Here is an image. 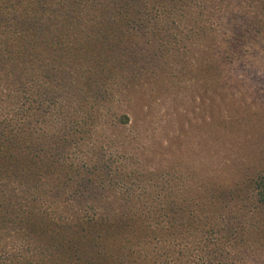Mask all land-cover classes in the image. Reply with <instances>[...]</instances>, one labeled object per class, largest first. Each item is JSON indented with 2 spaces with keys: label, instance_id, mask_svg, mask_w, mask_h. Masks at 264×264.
Segmentation results:
<instances>
[{
  "label": "trees",
  "instance_id": "obj_1",
  "mask_svg": "<svg viewBox=\"0 0 264 264\" xmlns=\"http://www.w3.org/2000/svg\"><path fill=\"white\" fill-rule=\"evenodd\" d=\"M237 15L249 33L230 31ZM171 65L198 75L203 97L236 100L239 70L264 79V0H0V264H264L261 234L240 262L243 242L221 240L229 223H205L171 194L135 196L113 163L100 166L108 118L146 129L140 101L155 73L156 92L169 91ZM35 77L69 87L60 138L29 130L41 115L22 93ZM69 143L73 157L57 159ZM104 177L118 180L110 192ZM228 186L218 198L264 209V168Z\"/></svg>",
  "mask_w": 264,
  "mask_h": 264
},
{
  "label": "rangeland",
  "instance_id": "obj_2",
  "mask_svg": "<svg viewBox=\"0 0 264 264\" xmlns=\"http://www.w3.org/2000/svg\"><path fill=\"white\" fill-rule=\"evenodd\" d=\"M231 20L226 23L233 34L242 28L249 33L242 26L240 15ZM174 67L171 65L172 69L162 74L170 88L165 93L156 92L160 74L155 73L150 78L152 90L146 89L138 107L141 119H147L146 129H138L141 128L138 125V128L115 131L112 118H108L109 129L102 138L112 144L106 148L100 166L113 163L111 170L117 168L126 179L123 190L135 196L149 192L171 194L177 203L184 200L190 210L197 208L205 223H229L230 231L222 233L221 240L242 241V253L237 251L236 256L240 262L249 261L248 255L255 252L248 249L245 242L255 245L250 242L257 241L253 231L261 234L259 243L264 249V209L252 204L246 195L236 197L229 193L220 198L218 195L224 186L229 185L227 190H230L245 174L264 168V79L250 78L248 71L239 70L240 75H248L246 81L239 79L243 89L236 100L219 104V101L213 102L211 96L205 98L196 92L201 83L198 75L189 70L180 74ZM197 67L194 65L195 69ZM177 77L182 78L176 80ZM24 87L22 96L31 105L30 115H41L30 124L29 130L36 136L62 137L58 132L67 131L68 127L65 122L69 111L68 85L61 82L50 85L46 79L36 83L35 77L26 81ZM47 93H52L53 97L46 96ZM60 97L67 100L61 107ZM51 147L47 140L42 151ZM65 148L57 159L73 157L70 143ZM50 153L56 154V151ZM114 182L108 177L102 178V190L110 192ZM118 190H121L119 186ZM240 227L241 234L238 233ZM210 238L214 240L217 236L210 235Z\"/></svg>",
  "mask_w": 264,
  "mask_h": 264
}]
</instances>
